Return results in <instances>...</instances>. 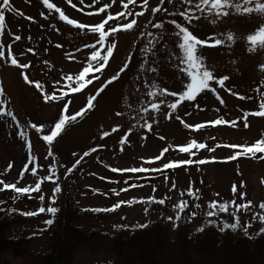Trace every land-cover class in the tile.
I'll list each match as a JSON object with an SVG mask.
<instances>
[{
  "label": "rangeland",
  "instance_id": "1",
  "mask_svg": "<svg viewBox=\"0 0 264 264\" xmlns=\"http://www.w3.org/2000/svg\"><path fill=\"white\" fill-rule=\"evenodd\" d=\"M49 2L59 7L68 18L88 26L101 23L108 14L115 16L124 10L121 0H115L114 4L112 0H99L94 7H85L91 4L92 0H84V4H81L80 0H72L71 4L68 0H49ZM10 3L15 11L5 10V31L0 35V42L5 45L6 56L7 45L12 44V53L18 62L30 64L31 67L22 70L5 60H0V88L4 93L0 96V100L4 101V110L11 112L17 118V121H12L8 116L0 119V180L6 183L16 184L19 180L17 187L29 184L34 186L37 178L30 175L34 167L30 157H34L38 165V176H46L48 167L53 161L52 157H48L50 146L42 140V135L48 134L59 120L64 103L69 99L72 101L69 104V115L79 112L85 107L88 97L95 95L96 89L118 72L126 59L130 58L131 63L126 72L121 74L120 79L96 97L93 109L87 111L83 118H78L76 122H70L61 137H58L51 146L58 162V183L62 188L61 193L56 196L55 205L49 204V197L52 196L54 188L50 182L42 184L41 192L30 194H17L12 190L0 191V202H3L0 204L13 205L27 213H38L34 216H26L24 223L12 227L13 234L19 233L22 229L25 231L29 241L24 245L26 253L23 252L19 257L5 253L0 256V264H41V261L37 260L39 253H45L57 244L58 238L55 233L59 232V221L57 222V213L54 215L47 212L39 213L38 210L49 206H55L59 210L63 203L88 213V217L76 221L82 224L85 231L93 234L91 238L89 235L87 238L77 237L70 243L67 257L71 264L121 262L122 257H119V250L114 243L115 237L113 238L116 231L121 227L132 229V226L146 222L159 223L157 220L161 219V223L167 225L164 224L166 219L162 216L173 218L168 222L170 225L164 234L168 235L170 242L174 240L179 246L170 247L171 243L167 240V246L163 245L152 260L157 259L161 264H191V261L183 258L185 252L183 246L180 247L181 239H178L179 236L175 232L178 229L175 228L178 209L174 206L181 200L188 202L178 222L182 225L181 232H187L194 237L192 239H198L197 243H192L197 248L192 247L190 251L192 254L190 258L195 262L193 264L208 262L213 257L214 260L219 261V264H231L232 261L235 263L232 255L234 250L246 252L250 247L255 250L262 245V242L264 243V238L263 241L257 240L260 229L264 228V223L259 221V215H264V210L259 207L264 202V159L259 157L264 156V153L256 154V158L249 154L239 155L237 159L231 160L230 157L234 153L241 152L242 149L225 147V145H252L264 139V117L250 115L246 121L248 127H244V113L260 110L259 103L264 100V71L259 67L264 64V50L250 53L246 41L249 34L264 25V15L256 12L251 15H240L228 9V16L216 18L197 12V15H201V19L185 24L184 19L179 15L161 12L153 16L151 10L159 5L160 0H149L146 11L140 7L142 0H137L135 5L129 6L130 10L133 13L144 11L145 14L140 17L133 15L127 20L123 17L119 19L120 24H125L135 18L137 25L131 31H120L109 37V41H116L117 48L108 67L103 74H99L100 79L95 80L81 93L70 94L65 100L45 102L43 93L52 94L56 82L60 85L65 83L62 77L69 74L75 77L82 67L86 66L87 57L94 49L85 48L84 45L94 43L98 39V34L91 33L89 28H85L82 34L81 30L61 21L58 13L54 11L49 13L42 0H10ZM105 3L111 6L104 13L86 14L96 12ZM73 4L76 7H73ZM163 7L169 12H178L184 10L186 5L180 3V0H174L173 3L165 0ZM172 20L185 24L201 40L215 37L224 41L223 46L220 47H200L199 53L217 77H229L225 82V88L212 85L217 88L219 96L225 103L222 106L215 94L204 92L197 97V101L184 102L171 119L165 118L169 110L166 107L162 108L155 118L156 122L153 123L151 131H148L140 126L144 123L143 120L133 119L134 116H139V108L148 100V85L154 84L157 88L182 93L187 81L186 76L180 71L179 60L174 58L179 54V49ZM149 21L152 23L163 21L164 28L155 30L149 25V28L145 29L144 25ZM116 26V20L110 21L105 26V30ZM143 31H155L160 37L154 51H146L149 45L145 39L140 38V33ZM228 33H232L235 37L230 44L226 40ZM13 34L20 35L21 40L13 42ZM208 43L214 41L209 40ZM57 44L62 47H56ZM29 48L35 55L28 51ZM78 48L81 51H77ZM69 53H74V57L70 58ZM145 64L148 67H156L158 71L156 73L142 71ZM22 71L31 81L43 85V93L35 87V84L25 82L21 75ZM228 88L248 99L241 100L236 95L229 94L226 90ZM56 94L60 95L59 92ZM164 99L171 102L175 98L164 97ZM196 103L199 104V108L194 106ZM118 112L122 115L117 116ZM176 115H179L184 124L190 127H184V124L176 119ZM220 117L226 121H236V127H232L230 123L220 126L207 123ZM147 119L152 121L151 113L148 114ZM201 123L205 124L204 128H195ZM31 124L42 125L44 132L37 133L30 126ZM117 126L119 131L112 132ZM129 129L131 134L128 135L122 148L120 140ZM21 131L26 133V137L18 134ZM103 132L111 134L101 139ZM193 141L205 143L207 147L203 150H193L195 155L192 156L179 151V147L187 146ZM28 143L32 146L31 153L27 148ZM100 145L103 147L84 157L71 175H66L67 170L73 167L84 152ZM216 145L221 146L216 147ZM165 148L168 151L163 153L161 159L150 164L144 163L146 160L160 156ZM210 148H215V151H209ZM189 159L193 161L204 159L208 162L203 165L197 163L182 165L161 172L120 173L110 170L132 167L162 169V166L168 162H182ZM10 163L11 171L5 172ZM26 165L29 171L25 172L24 179L20 180L19 174ZM165 175L168 177L167 183L164 179ZM173 181L176 184L175 189H172ZM132 184L143 186L129 187ZM233 185L238 189V194L235 196L232 192ZM0 188H3V185H0ZM125 188L129 190L120 191ZM113 189L119 192V195H116ZM189 191L199 199L189 196L187 194ZM240 193L244 194L243 199H240ZM41 194L45 197L44 201L39 199ZM13 197L17 198L13 199ZM152 197L156 200L165 199V203L163 205L152 203L150 206L147 201ZM120 201L129 203L122 204L114 211H95L113 208ZM213 201L229 202L228 211L209 218L206 213L209 211V203ZM232 201L236 204L250 201L252 207L246 211L241 209L237 213L235 206L231 204ZM197 203L200 208L195 207ZM193 212L196 214L194 218L191 217ZM233 213L239 217L240 227L237 230H223L226 233L223 237L221 228L224 223L234 222ZM254 216L256 219H253ZM49 219L53 220L51 225L45 223ZM249 224L251 226L245 232L243 228ZM200 228L204 230L198 231ZM204 232H206L205 237ZM222 241H228V245H231L225 247ZM250 258L254 260L245 262L246 264H264V248Z\"/></svg>",
  "mask_w": 264,
  "mask_h": 264
},
{
  "label": "snow or ice",
  "instance_id": "2",
  "mask_svg": "<svg viewBox=\"0 0 264 264\" xmlns=\"http://www.w3.org/2000/svg\"><path fill=\"white\" fill-rule=\"evenodd\" d=\"M72 0H68V3L71 4ZM137 0H121V6L124 9L123 11L117 13L115 16L112 14H108L105 19L102 20L101 23L94 25V26H88L82 23H79L73 19L68 18V16L65 15V13L57 7L54 3H50L49 0H42L43 5L49 10V13H52L53 11L55 13L59 14V19L61 21L66 22L68 25L72 26L75 29L81 30V33L83 34V30L85 28H89L91 33L98 34V39L94 43L85 44V48H91L94 49L88 57L86 66L82 67V70L73 77V75L69 74L66 77H62V79L65 81L63 85H60L59 82H56L53 87L55 91L52 94H46L43 93V85L39 82H34L29 79V76L25 74L23 71L21 72V75L26 83L28 84H35V87L40 90L43 93V98L45 102L49 101H61L65 100V97L70 96V94H78L81 93L85 88H87L89 85H92L95 80L100 79L99 74H103L104 70L108 67L110 59L113 57L114 51L117 48V43L115 40L109 41L110 36H114L116 33L120 31H131L135 28L137 25V20L135 18L131 19L130 22L125 24H120L119 19L123 17L125 20H127L129 17H132L133 15L135 17H140L145 14L144 11H139L133 13L132 10H130V5H135ZM165 0H160L159 5L156 7H153L151 12L152 15L155 16L158 13L164 12L168 15H179L182 17L185 21V24H191L195 20L201 19V15L208 14L216 18L225 17L229 15L228 9L234 10L237 14L240 15H251L253 12H256L258 14L264 15V0H180V3L186 5L184 10L178 11V12H169L167 8H164ZM168 3H173L174 0H167ZM81 4H84V0H80ZM96 3H99V0H92L91 4L85 5V7H94ZM112 3H115V0H112ZM149 0H142V4L140 7H142L145 11L148 8ZM73 7H76L74 4ZM111 5L105 3L102 7L97 9L96 12H89L86 13L87 15H99L100 13H104L106 9H108ZM5 10L12 12L15 11V9L12 7L10 0H0V35L3 34L5 31ZM78 11H81L82 9H77ZM197 12L201 15H197ZM21 15H23L21 13ZM42 16H44L43 13H41ZM47 18V17H44ZM29 20H32L31 17H28ZM116 20L117 26L116 27H109L107 30H105V26L109 24L110 21ZM213 22H215L213 20ZM171 23L176 29V32L174 33L175 36L178 37L177 40V48L179 49V54L176 55L174 58L179 60L180 62V71L186 76L187 81L184 85V91L182 93H176V92H170L167 89L163 88H157L154 84L148 85V91H147V97L148 100L143 102L141 107L139 108V116H134L133 119L139 118L140 120H143L144 123L140 125L141 127H144L148 131H151L153 127V123L156 122L155 118L156 116L161 112L162 108L166 107L169 111L167 112L165 118L171 119L172 115L174 113H177L178 108L184 103V102H195L197 101V97L200 96L204 92H212L216 95V99L219 100L220 104L224 105V100L222 97L219 96L217 92V88L213 87L212 85L215 84L219 88H225L226 84L225 82L229 80L228 76H222L217 77L214 73V70H212L205 62L204 57L202 54L199 53L200 47H220L223 46L224 41H222L219 38L215 37H208L207 40H201L197 38L185 24L178 23L175 20H172ZM149 25L152 29L155 30H162L164 28V22H156L152 23L149 21L144 25L145 29L149 28ZM140 38L145 39L147 41V44L149 45V48H146V51H154L155 45L157 44L158 40L160 39L159 36H157V33L155 31H143L140 33ZM31 39V37H29ZM235 39L234 35L232 33H228L226 36L227 42L229 44L233 42ZM13 42L20 41L21 36L13 34L12 36ZM209 40L214 41V43H208ZM246 41L248 44V51L250 53H254L257 50H264V25L260 26L254 33L249 34L246 37ZM56 47L60 48L62 45L57 44ZM8 54L5 55V45L0 42V60H5L10 63V65L15 66L17 68H20L22 70L28 69L31 67L30 64H20L16 57L12 53V44L7 45ZM29 52H33L31 48L28 49ZM77 51H81V49H77ZM35 55V53L33 52ZM69 57H74V53H69ZM47 63V61H45ZM131 63V59H126L123 66L120 68L118 72H116L114 75L109 77L107 80L104 81V83L96 89L95 95L89 96L87 103L84 108H82L79 112L75 114L69 115V104L72 103V101L69 99L67 100L63 108L61 110V116L59 120L54 124V126L51 128L50 132L48 134L42 135V140L45 141L50 147L48 150V157H52V164L48 167V174L46 176H38L36 161L34 157H30L31 163L34 165L32 168L30 175L37 178V182L33 185L29 184L23 187H17L16 184L19 183V180H17L16 184L13 183H6L4 180H0V185H3V188H0V191L3 190H12L17 194H30L34 192H41V186L44 182H50L54 185L53 188V194L51 197H49V204L55 205L56 203V196L61 193L62 188L58 183L59 176L57 173V165L58 162L55 159L54 153L52 152L51 146L54 144V142L57 141L58 137H61L62 133L66 130V127L69 125L70 122H76L78 118H83L85 113L89 110H92L94 107V101L96 100V97L102 93L105 88H107L109 85L116 82L118 79H120V76L122 73L126 72L128 65ZM262 71H264V64L259 66ZM142 71H150L152 73H156L158 69L154 66L148 67L147 64H145V67L141 69ZM91 77V78H89ZM229 94L236 95L237 98L244 100L248 99L247 97L240 96L238 93H234L232 89L228 88L226 89ZM259 91V89H258ZM56 92H59L60 95H57ZM3 89L0 88V96H3ZM159 97V99H158ZM164 97H174L175 99L171 102L164 99ZM196 108H199V104L196 103L194 105ZM259 109L255 112H245L244 113V127H248L247 117L248 116H256V117H264V100H262L259 103ZM203 111L204 109H200ZM219 111V109H217ZM152 114V121L150 122L147 117L148 114ZM117 116L122 115V113H117ZM185 115H191V113H185ZM5 116L11 117L12 121H17V118L11 113L6 112L4 110V101L0 100V119L4 118ZM176 119L180 120L182 124H184L183 119L176 115ZM211 124L212 126H220L224 124H231L232 127H236V121H226L223 117L217 118L214 121L207 122ZM17 126L19 127V124L17 122ZM37 133L44 132V127L37 126L35 124L30 125ZM133 127H136V125H133ZM184 127L188 128L190 127L188 124H184ZM205 127L204 123L198 124L195 126L197 129H202ZM119 126L114 127L112 129V132H118ZM21 137H26V133L21 131L18 133ZM111 133L109 132H103L101 134V139H104L105 137L109 136ZM131 134V129H129V132L125 134L124 137L121 138L120 144L123 148V145L128 139V135ZM163 139V137H161ZM213 139H215L213 137ZM221 145H216V147H220ZM103 145L97 146V148H93L89 151H86L83 153V156H81L80 159L76 160L75 164L72 168H69L66 172V175H71V173L76 169L77 166L80 165L81 160H83L84 157H87L90 155L91 152L98 151L99 148H102ZM207 147L205 143H197L193 141L192 143L188 144L187 146H181L179 147V151L181 153H187L190 156L195 155L193 150H203ZM225 147H232V148H241L242 151L239 153H234L230 159L235 160L238 158L239 155H249L253 158H256V154L258 153H264V139H260L253 143L252 145H225ZM27 148L29 153L32 151L31 143L27 144ZM122 150V149H121ZM168 149H163L160 156H157L156 158L152 160H146L144 163L150 164L153 163L155 160H159L163 157V153L167 152ZM209 151H215V148H210ZM46 157V158H48ZM259 159H264V156H260ZM208 161L201 159L198 161H193L191 159L187 161L182 162H168L162 166V169H148L145 167H132L130 169H117V168H111L110 170L112 172H131V173H146V172H161L162 170H173L176 169L182 165H191L193 163H197L200 165H203L207 163ZM12 165L11 163L8 165V167L5 169V172L11 171ZM29 168L26 165L23 170H21L19 174V179H24V173L28 172ZM165 182L167 183L168 177L165 175L164 177ZM118 183V181H117ZM125 183L127 184L128 181L126 180ZM143 185H136L132 184L129 187H139ZM176 184L175 181L172 183V189H175ZM243 187V185H241ZM153 188L155 190V186L153 185ZM128 188L121 189L120 191H128ZM116 195H119V192H117L115 189L112 190ZM233 195L238 194V189L236 185H233L232 187ZM189 196H192L194 199H199L198 196H195L191 191L187 193ZM183 195V193L181 194ZM240 199L244 198V194H239ZM17 197H13L15 199ZM31 198V197H30ZM39 199L41 201H44L45 197L43 194L39 196ZM143 202V201H141ZM148 203H159L163 205L165 203V199H159L156 200L154 197L149 198L147 201ZM3 203V202H0ZM129 203L128 201H120L116 205L113 206V208L110 209H96L95 211H114L116 208L121 207L122 204ZM232 205L235 206V211L238 213L241 211V209H244L245 211L252 207L251 202H247L244 204H236L235 201L231 202ZM188 206V202L186 200H181L177 205L174 206V208L178 209L177 215L175 216V221L177 222L175 226H178V222L181 220V214L185 211V209ZM196 208H200L201 206L197 203L195 204ZM260 209L264 210V202H262L259 205ZM209 211L206 213V215L209 218L216 217L219 213H225L229 209V202L225 203H218V202H210L208 205ZM0 211H4L3 208H0ZM12 211H15L13 209ZM147 211V209H146ZM39 213H50V214H56L58 212V208L55 206H49L46 209L44 207H41L38 210ZM26 216H34L37 215V212H28V213H22ZM195 212L191 213V217H195ZM168 219L171 221L173 220L172 217H168ZM233 219L234 222L224 223L221 230L231 229V230H237L240 227V220L239 217L236 216L233 213ZM253 219H256L254 216ZM259 221L261 223H264V215H259ZM211 222V220H210ZM48 225H51L53 223V220L49 219L45 222ZM251 225H245L243 230L247 232L248 227ZM140 227H147V225H140ZM203 228L198 229V231H203ZM260 233L264 234V228L260 229Z\"/></svg>",
  "mask_w": 264,
  "mask_h": 264
},
{
  "label": "trees",
  "instance_id": "3",
  "mask_svg": "<svg viewBox=\"0 0 264 264\" xmlns=\"http://www.w3.org/2000/svg\"><path fill=\"white\" fill-rule=\"evenodd\" d=\"M63 200V199H62ZM151 206L152 203H149ZM0 208H3L4 211H0V256L3 254H13L19 257L23 252L26 253V249L24 250V245L28 244L29 241L25 236V231L22 229L19 233H14V229L12 228L15 224L24 223L26 221V215L22 213H27L25 210L19 209V207H14L13 205L5 206L0 204ZM15 209V211H12ZM88 217V213L79 211L69 206L67 203L60 206L57 212V222L59 221V232L57 231L55 234L57 235L58 241L57 244L53 245L51 249H49L45 253H39L37 260L41 261V264H71L69 263L68 253L70 243L76 239L77 237L82 236L83 238H87L89 235L90 238L93 237V234L88 233L84 230L82 224L78 223L76 220ZM162 218L166 219L167 225H163L162 219L157 220L158 222L149 223L146 222L140 225H147V227H140V225L132 226V229H128L127 227H121L120 230L116 231L114 234V243L116 244V248L119 250V257L121 258V262L116 264H161V262L157 261V259L152 260L155 255L158 253V250L161 249L168 243H171L170 247L176 248V241L170 242L168 235L165 236L164 232L167 231V227L169 228L168 222L170 220L168 217L162 216ZM182 225L178 223V228L175 232L179 236L180 247L183 246L185 260L191 261V264L195 263L190 254L191 248L195 247L192 245L193 242L197 243V240L192 235L187 234V232L182 233L181 227ZM231 230V229H230ZM87 233V234H86ZM206 232H204L205 234ZM225 232L223 231L222 235L225 237ZM231 234V233H230ZM206 234L204 235V237ZM182 237V238H181ZM239 237V236H238ZM237 237V238H238ZM262 237V238H261ZM264 238V234L259 233V240ZM204 239V238H203ZM255 240V238H254ZM240 241V237L238 242ZM263 241V240H262ZM173 243V244H172ZM223 245L226 247L228 245V241H222ZM240 243V242H239ZM231 244L228 245V247ZM258 246V244H257ZM197 248V247H195ZM264 248V243L256 248H248L246 252H239L237 250L233 251L234 262L231 264H246L245 262H252L254 259L250 258L254 253L261 252ZM250 249V250H249ZM22 250V251H21ZM257 251V252H256ZM24 253V254H25ZM248 256V257H247ZM124 258V259H123ZM231 258V260L233 259ZM250 258V260L248 259ZM219 261L214 260V257L210 259L208 262L204 261L199 264H213Z\"/></svg>",
  "mask_w": 264,
  "mask_h": 264
}]
</instances>
